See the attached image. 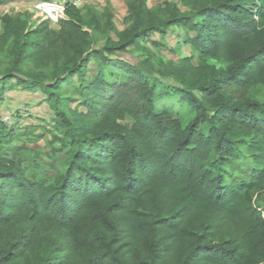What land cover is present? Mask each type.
<instances>
[{"label": "trees", "instance_id": "trees-1", "mask_svg": "<svg viewBox=\"0 0 264 264\" xmlns=\"http://www.w3.org/2000/svg\"><path fill=\"white\" fill-rule=\"evenodd\" d=\"M60 1L0 17V102L53 114H0V264H264V0Z\"/></svg>", "mask_w": 264, "mask_h": 264}, {"label": "rangeland", "instance_id": "rangeland-1", "mask_svg": "<svg viewBox=\"0 0 264 264\" xmlns=\"http://www.w3.org/2000/svg\"><path fill=\"white\" fill-rule=\"evenodd\" d=\"M126 2L127 0H82L80 3V7L87 5L97 9H103L107 4H110L115 12V23L119 30H123L127 25L126 18L128 15V8ZM148 3L149 7H155L158 5H162L163 0H148ZM35 4V0H11L9 3L0 7V17L6 13H11L12 11L18 10L29 11L35 14ZM168 41L170 46L169 48H174L176 45V40L170 38ZM152 49L160 58L164 60L170 59L179 61L181 58L190 55L189 47H181V52L179 55L169 52L168 49L159 50L153 47ZM131 54L138 55V53ZM126 57L134 60L129 56ZM194 63L197 62L194 61ZM177 111L182 113V115H185L186 119L188 120V116H186V114H188V108L186 106H178ZM16 112H20L22 113V115L29 114V116H31L24 118L27 124H36L37 120L43 122L44 124H48L49 122H51L53 115L50 111L48 103L44 100L41 92L31 93L20 88L9 91L6 95V100L3 103L0 102V114L4 117V120L8 125H13L14 123H16ZM51 140V136L47 134L46 137L38 143L36 148L42 149L49 154L53 153L52 149L57 148V145H54L53 147L48 146ZM20 141H22V138ZM12 149L13 147H10V150ZM57 156L62 157L63 155L57 154ZM248 165H252V161L250 159L244 158L234 171L235 177H243ZM42 170L49 175L53 174V171L46 165H42Z\"/></svg>", "mask_w": 264, "mask_h": 264}, {"label": "built area", "instance_id": "built-area-1", "mask_svg": "<svg viewBox=\"0 0 264 264\" xmlns=\"http://www.w3.org/2000/svg\"><path fill=\"white\" fill-rule=\"evenodd\" d=\"M75 4L80 6L82 0H74ZM34 19L49 21L53 27H56L59 22L65 18V3L60 0L54 1H38L35 4ZM5 121V120H4Z\"/></svg>", "mask_w": 264, "mask_h": 264}, {"label": "crops", "instance_id": "crops-1", "mask_svg": "<svg viewBox=\"0 0 264 264\" xmlns=\"http://www.w3.org/2000/svg\"><path fill=\"white\" fill-rule=\"evenodd\" d=\"M35 2H38L37 0H35Z\"/></svg>", "mask_w": 264, "mask_h": 264}]
</instances>
